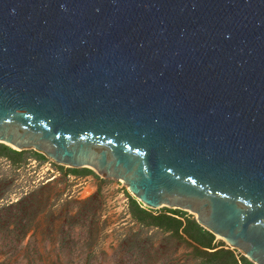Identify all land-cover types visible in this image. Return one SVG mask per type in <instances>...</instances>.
Returning a JSON list of instances; mask_svg holds the SVG:
<instances>
[{
    "label": "water",
    "instance_id": "1",
    "mask_svg": "<svg viewBox=\"0 0 264 264\" xmlns=\"http://www.w3.org/2000/svg\"><path fill=\"white\" fill-rule=\"evenodd\" d=\"M0 144L264 264V0H0Z\"/></svg>",
    "mask_w": 264,
    "mask_h": 264
},
{
    "label": "rangeland",
    "instance_id": "2",
    "mask_svg": "<svg viewBox=\"0 0 264 264\" xmlns=\"http://www.w3.org/2000/svg\"><path fill=\"white\" fill-rule=\"evenodd\" d=\"M35 153H12L19 164L0 157V264H213L185 235L135 220L137 199L123 183L50 167Z\"/></svg>",
    "mask_w": 264,
    "mask_h": 264
},
{
    "label": "trees",
    "instance_id": "3",
    "mask_svg": "<svg viewBox=\"0 0 264 264\" xmlns=\"http://www.w3.org/2000/svg\"><path fill=\"white\" fill-rule=\"evenodd\" d=\"M12 153L18 155L22 152L0 144V157H6L14 164H19L20 161L12 157ZM35 155L46 160L45 156L39 153H35ZM71 170L74 173L79 172L78 169ZM130 209L133 218L142 225L163 229L174 235H185L197 248L203 249V253L198 249L197 251L201 255L209 256L213 264H253L241 254L238 259L232 250L219 249L222 245L215 243L216 237L199 226L193 216L184 211L167 209L168 213L154 215L150 210L141 208L135 199L131 202Z\"/></svg>",
    "mask_w": 264,
    "mask_h": 264
},
{
    "label": "built area",
    "instance_id": "4",
    "mask_svg": "<svg viewBox=\"0 0 264 264\" xmlns=\"http://www.w3.org/2000/svg\"><path fill=\"white\" fill-rule=\"evenodd\" d=\"M46 163H47V165H49L50 167L52 166H54V167H64V166H60V165H57V164H55L54 162H52L51 160H48L47 158H46ZM64 168H66V167H64ZM58 173H60L59 171H58ZM138 203L140 204V206H141V208H143V209H149V208H147L145 205H143L141 202H139L138 201Z\"/></svg>",
    "mask_w": 264,
    "mask_h": 264
},
{
    "label": "crops",
    "instance_id": "5",
    "mask_svg": "<svg viewBox=\"0 0 264 264\" xmlns=\"http://www.w3.org/2000/svg\"><path fill=\"white\" fill-rule=\"evenodd\" d=\"M215 243H216V241H215ZM220 249V248H219Z\"/></svg>",
    "mask_w": 264,
    "mask_h": 264
}]
</instances>
